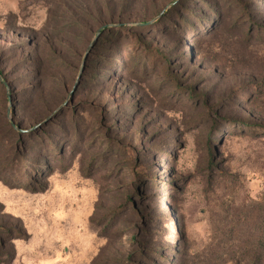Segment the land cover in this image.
Wrapping results in <instances>:
<instances>
[{"label": "rangeland", "instance_id": "rangeland-1", "mask_svg": "<svg viewBox=\"0 0 264 264\" xmlns=\"http://www.w3.org/2000/svg\"><path fill=\"white\" fill-rule=\"evenodd\" d=\"M0 76V264H264V0H0Z\"/></svg>", "mask_w": 264, "mask_h": 264}, {"label": "trees", "instance_id": "trees-1", "mask_svg": "<svg viewBox=\"0 0 264 264\" xmlns=\"http://www.w3.org/2000/svg\"><path fill=\"white\" fill-rule=\"evenodd\" d=\"M238 6H239L240 9L245 10V16H246L247 18L250 19L251 16H252V11H251V9H249V8L247 7V5H246L245 3H243V2H238ZM251 23H252V22L250 21V24H251ZM258 35L260 36V38H263V36L261 35V32H258ZM0 78H1V76H0ZM20 161L22 162L23 165H27V163L29 162V161L26 159L25 156H21ZM131 204L134 205V201H131Z\"/></svg>", "mask_w": 264, "mask_h": 264}]
</instances>
